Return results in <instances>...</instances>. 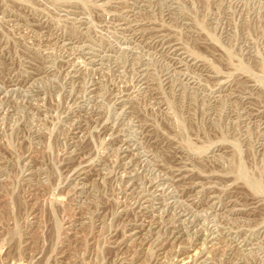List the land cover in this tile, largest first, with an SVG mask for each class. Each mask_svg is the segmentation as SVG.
I'll return each instance as SVG.
<instances>
[{
  "label": "rangeland",
  "instance_id": "obj_1",
  "mask_svg": "<svg viewBox=\"0 0 264 264\" xmlns=\"http://www.w3.org/2000/svg\"><path fill=\"white\" fill-rule=\"evenodd\" d=\"M0 264H264V0H0Z\"/></svg>",
  "mask_w": 264,
  "mask_h": 264
}]
</instances>
